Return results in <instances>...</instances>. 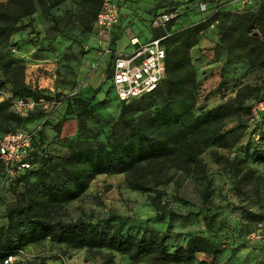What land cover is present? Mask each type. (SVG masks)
Instances as JSON below:
<instances>
[{"label":"rangeland","instance_id":"rangeland-1","mask_svg":"<svg viewBox=\"0 0 264 264\" xmlns=\"http://www.w3.org/2000/svg\"><path fill=\"white\" fill-rule=\"evenodd\" d=\"M30 1L32 16H24L22 7L12 5L10 12L17 14L19 20L0 17V25H15L18 29L13 35L0 33V62L9 56L20 60L13 66L19 69L18 79L28 80L41 97L55 96L61 105L45 113L40 109L29 117H20L10 110L7 98L6 106L0 107V138L44 125L50 153L64 156L68 153V140L78 135L69 138L66 133L57 134L53 126L63 125L66 112L81 114L82 102H89L84 115L85 136L105 142L119 126L123 103L117 98L106 66H94L96 38L93 33L84 32L80 24L87 4L82 0H63L52 7L50 0ZM7 2L0 0V7ZM199 4L193 2L182 9L170 33L212 15L213 9H202ZM259 4L238 13L255 10ZM91 6H95L94 1ZM216 31L218 22L208 26L209 33ZM149 33L146 27L144 35ZM115 41L119 53L131 54L135 49L130 45L129 34L115 38L114 46ZM212 60L217 64V77L214 79L211 73L198 77L195 113L232 103L243 91L248 98L235 103V114L219 127L222 131L235 130L240 138H232L227 146L204 148L201 160L206 173L197 170L189 175L168 166L166 182L158 188L163 193V220L158 219L160 213L151 205L150 194L130 189L122 174L97 176L84 195L67 204L61 215L65 222L82 219L108 229L118 226L122 236L138 238L165 234L170 250L185 247L190 239H203L210 252L196 253L186 264H264V245L249 238L256 224L264 222V142L260 140L264 111H254L264 101V67H252L248 60L229 56L223 47L213 52ZM3 80L6 77L0 66V95L11 89L9 83L1 85ZM144 100L160 104L156 98ZM136 102L139 101L129 104ZM45 114L50 117L39 119ZM4 182L5 175L0 173V225L6 222V210L22 189L4 186ZM15 258L13 264H32L41 258L49 260V264H134L126 256L108 250H74L50 242L28 247Z\"/></svg>","mask_w":264,"mask_h":264},{"label":"trees","instance_id":"trees-1","mask_svg":"<svg viewBox=\"0 0 264 264\" xmlns=\"http://www.w3.org/2000/svg\"><path fill=\"white\" fill-rule=\"evenodd\" d=\"M50 1L52 7L63 2ZM82 1L87 4V9L80 23L81 28L84 32L93 33L96 38V19L102 8V0ZM92 1L95 6H91ZM257 4V9L243 14L238 13L242 10H217L211 7L213 13L205 21L170 33L175 25L173 20L168 31L155 30V38L170 33L163 41L167 51L166 77L154 93L135 100L139 102L132 105L122 102L119 126L105 142L85 136L87 125L84 115L88 111L89 102H82L81 114H65V118L71 114L76 116L78 136L68 140V153L64 156H52L45 127L40 125L42 129L37 133L30 155L32 169L9 184L22 189L15 203L6 210V222L0 225V264H4L9 257H17L24 249L44 242L65 245L74 250H108L126 256L134 264H186L196 253L210 252L201 238L190 239L185 247L178 246L170 250L165 234L139 238L122 236L118 226L108 229L106 225L95 226L82 219L65 222L61 215L68 203L88 191L97 176L125 174L130 189L150 194L151 205L160 213L158 219L163 220L165 214L160 202L163 193L158 188L166 182L165 171L168 166L189 175L197 170L206 173L201 160L204 148L210 145L227 146L232 138L235 141L240 138L235 130L222 131L219 127L235 114V103H243L248 95H243V91L238 92L232 103H224L196 114L198 70L193 64L191 51L202 37H208L216 44L214 52L223 47L229 56L248 60L252 67L263 68L264 0L244 9L256 7ZM12 5L22 7L24 16L34 14L30 0H8L7 4L0 7L1 18L16 22L19 20L17 14L10 12ZM215 22H218V31L209 33L208 26ZM17 31L15 25H0V33L13 35ZM19 62L13 56L2 58L0 62L6 77L1 85L9 83L11 86L7 100L10 110L11 102L16 98L56 100L55 96H39V90L18 79L19 69L13 66ZM107 74L112 79L109 66ZM23 95L29 97H22ZM149 98L160 100V104L146 103L144 99ZM6 99L0 102V107L6 106ZM40 109L45 111L38 108L27 116L13 113L29 117ZM15 115L11 114L10 117H16ZM45 117L49 118L50 115H42L39 119ZM62 126L57 124L53 126V130L61 134ZM260 140L264 142V130ZM2 170L0 160V173ZM153 193L155 196L151 195ZM48 261L41 258L32 264H49Z\"/></svg>","mask_w":264,"mask_h":264},{"label":"built area","instance_id":"built-area-1","mask_svg":"<svg viewBox=\"0 0 264 264\" xmlns=\"http://www.w3.org/2000/svg\"><path fill=\"white\" fill-rule=\"evenodd\" d=\"M123 0H102V8L96 19L98 57L94 66H109L113 89L121 102L130 103L154 93L166 77L167 51L163 41L170 35L142 44L137 38L131 39L130 45L135 48L131 54L119 53L112 44V32L121 18L120 2ZM259 0H225L213 6L217 10H243L255 5ZM202 9L207 6L201 5ZM178 11L161 14L154 18L155 29L166 30L176 20ZM111 63V64H110ZM60 102L53 99L35 100L33 98H16L11 102V110L17 115L27 116L38 108L46 112L57 109ZM255 112L264 111V101L255 107ZM41 126L33 131H17L4 135L0 139V160L5 175V185L12 183L22 173L31 170L30 155L33 143ZM259 139V138H258ZM3 188V187H2ZM1 192V191H0ZM251 240L264 244V223H258L250 234ZM15 257H9L4 264H13Z\"/></svg>","mask_w":264,"mask_h":264},{"label":"crops","instance_id":"crops-1","mask_svg":"<svg viewBox=\"0 0 264 264\" xmlns=\"http://www.w3.org/2000/svg\"><path fill=\"white\" fill-rule=\"evenodd\" d=\"M224 1L225 0H195V1H191V0H123L120 2V9H121L120 22L114 28L112 32V42L115 40V38L118 40L124 34H129L130 42H131V39L137 38L142 44L148 43L154 39H157L154 37L155 30H163V31L167 30V29L166 30L155 29L152 26V21L157 16L161 14L172 13L173 10L180 12L182 9L187 8V6L192 5L191 2H199L201 5L209 6V8H211L215 4L219 2H224ZM185 3L187 4L190 3V4L187 5ZM146 27L150 31L149 36L144 35ZM175 27L176 26H173L172 29H174ZM141 32H143V34ZM95 41L96 42H95L94 48L98 49L97 40L95 39ZM215 45H216L215 42H213L210 38L202 37L199 41V44L192 49L191 56L193 59V64L195 65L197 70L200 69V72L198 71V77L202 75V73H205V75L211 73L214 75V79H216L217 64L215 63L214 60H212ZM113 47L116 49V41H115V46L113 45ZM97 57H98V51L96 52V60H97ZM195 58H201V59L199 61H196ZM32 83L34 82L32 81ZM26 84L29 85L28 80H26ZM8 96H9V92L1 94L0 102L4 101L6 98H8ZM66 119L67 120L64 122L62 126L61 133L62 134L66 133V137L72 138L78 134V121H77L76 116L73 114L67 115Z\"/></svg>","mask_w":264,"mask_h":264}]
</instances>
